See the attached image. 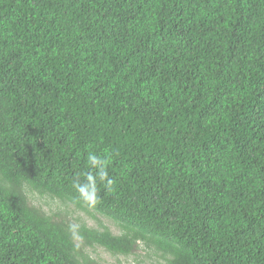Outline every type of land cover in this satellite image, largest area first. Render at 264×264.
<instances>
[{"label": "trees", "instance_id": "16d2710c", "mask_svg": "<svg viewBox=\"0 0 264 264\" xmlns=\"http://www.w3.org/2000/svg\"><path fill=\"white\" fill-rule=\"evenodd\" d=\"M95 246L264 264V0H0V264Z\"/></svg>", "mask_w": 264, "mask_h": 264}, {"label": "rangeland", "instance_id": "374dc122", "mask_svg": "<svg viewBox=\"0 0 264 264\" xmlns=\"http://www.w3.org/2000/svg\"><path fill=\"white\" fill-rule=\"evenodd\" d=\"M55 203L59 204V202L55 201ZM82 216L86 219L87 223L90 226H96L98 223L97 218L101 220L104 224L111 227L114 232H119V228L114 224V222L108 218H105L99 214L97 217L91 216L89 213L81 212ZM141 244V243H139ZM91 253L96 257H99L100 260L104 264H161V260L158 259L156 256L147 257V250L146 248L138 249L134 254L129 256L124 255H112L105 249L95 246V248H91ZM159 260V262H158Z\"/></svg>", "mask_w": 264, "mask_h": 264}]
</instances>
